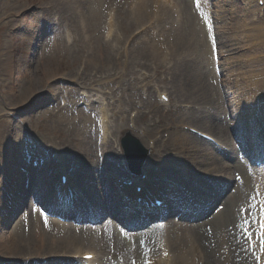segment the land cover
Masks as SVG:
<instances>
[{"label": "rangeland", "instance_id": "374dc122", "mask_svg": "<svg viewBox=\"0 0 264 264\" xmlns=\"http://www.w3.org/2000/svg\"><path fill=\"white\" fill-rule=\"evenodd\" d=\"M50 1L56 0H0V216L4 217L0 234L26 235L41 224L64 225L58 230L59 237L73 236L86 250L98 251L96 264H143L151 251L158 253L154 242L161 227L142 231L138 220L125 214L124 195L115 192L113 178L104 177L109 167L99 155L103 149L100 120L96 100L92 101L98 94L112 121L111 140L124 134L133 113L139 127L135 136L141 137L146 125L149 129L155 125L161 140L171 138L172 133L186 134V146L194 151L187 149L193 167L188 165L190 178L184 188L195 203L178 202L176 192L166 188L170 203L161 209L162 214L139 218L145 221L167 215L171 226L175 222L193 228L191 234L204 249L205 264H224L233 257L238 263L258 264L244 223L253 217L249 210L254 169L238 154V143L228 128L235 112L224 86V69L233 61L248 63L254 56L264 61L263 44L240 38L234 46L238 50L230 46L234 42L227 29L244 24L245 14L249 23L255 16L245 7V0H209L210 11L220 15L211 19L194 0H178L179 7L165 10L153 0L146 6L140 0H85L81 7L68 0L69 9L61 11ZM260 2L263 10L264 0ZM111 12L114 26L108 38ZM161 93L170 100H161ZM10 112L16 116H9ZM219 126L227 127L228 134L221 136ZM188 128L213 135L221 142L220 148L190 134ZM25 129L60 149L66 162L74 165V182L91 174L81 182L84 192L67 213L56 205L51 194L54 183L44 167L22 161ZM140 140L149 143V139ZM114 146L111 141V152ZM5 166L8 175L3 174ZM103 186L108 188L106 195ZM98 187L102 194L96 191ZM235 193L242 198L232 199ZM49 202L57 206L51 210L54 214L47 210ZM183 209L186 212L181 213ZM90 213L106 214L109 220L91 224ZM77 214L79 222L74 219ZM106 231L107 244L99 238V232L105 235ZM170 232L175 241L176 234ZM229 238L235 242L233 249ZM50 253V258L59 255ZM28 256L0 255V264H35Z\"/></svg>", "mask_w": 264, "mask_h": 264}, {"label": "bare ground", "instance_id": "6f19581e", "mask_svg": "<svg viewBox=\"0 0 264 264\" xmlns=\"http://www.w3.org/2000/svg\"><path fill=\"white\" fill-rule=\"evenodd\" d=\"M75 3H77V7H81L85 4V0H74ZM142 3V6H146L148 3L151 2V0H140ZM161 3L163 5L160 7L161 10H165L168 8H175L179 7L178 0H153L154 3ZM229 0H226L225 3H227ZM255 1L258 3L259 0H245L244 5L249 10V12L255 15L252 18V21L249 23L246 14L244 17L246 20H244V24H239L238 27L231 26L228 31H230L232 35V43L230 46L232 47V50H238L237 47H234L237 45V41H239L240 38L243 40H250L251 42H258L260 44H263L264 46V17L261 18L260 14H264V9L260 8V6L257 4L255 5ZM51 2V1H50ZM51 3H56L57 6L60 7L58 10H65L69 9V2L68 0H56ZM220 6L221 4L218 3ZM232 6V5H230ZM71 8V7H70ZM74 10H77L76 7ZM223 10V9H222ZM251 10V11H250ZM223 13L225 10L222 11ZM113 12L109 14L108 16V26H107V37H111L113 33ZM246 13V12H245ZM216 18L220 17V15L215 14ZM264 16V15H263ZM232 18V17H231ZM62 19V16L59 18V21ZM263 19V21H261ZM257 22V24H256ZM148 24V23H147ZM144 25V24H143ZM244 28H241L243 27ZM245 27L247 30H245ZM69 35V33H67ZM85 43V42H83ZM261 50V48L259 47ZM231 50V49H230ZM102 49H100V52ZM229 51V50H228ZM264 55V52L262 53ZM262 55V56H263ZM264 58V57H263ZM231 65L228 68H225L224 71L226 73L225 76H233L232 80H230L226 77L224 86L228 88V97L230 100V107H232V110L235 112L234 119H237V121L242 117V114L245 113L248 116L254 117L255 121L257 119H260L261 112H264V61L261 60L260 56H254L252 61L248 63H241L240 61H233V63H230ZM244 65V66H242ZM245 68V69H244ZM246 84H248L247 89L248 93L245 94V87ZM242 87V89H241ZM242 91V92H241ZM162 94H159L161 96ZM245 96V97H244ZM101 98V97H100ZM100 98L97 99V101L100 103V109L98 111L99 116H101V125L103 128V140L106 141V136L109 134L110 125L108 121V112L103 107V101L100 100ZM195 109V108H193ZM258 111V113H257ZM190 112V111H189ZM253 113L255 116H253ZM257 132L260 128V123L257 120ZM256 124H248V123H238V127L242 128L245 132L248 133V135L251 137V141L253 140V137L257 133H253V129L256 127ZM223 129H222V128ZM219 126L220 128V135L225 136L227 135V127L224 128L223 126ZM149 126L146 125L145 128H143V135L144 137L148 138L149 140L154 141V145L150 148L153 152L157 151L156 144L160 142V139L157 137L158 131H155V128L148 129ZM230 129V127L228 126ZM264 128V125H263ZM127 129V128H126ZM231 132V130H230ZM259 136H264L263 133H259ZM210 135V134H209ZM176 136V137H175ZM211 136V135H210ZM184 137H188L186 134H178V133H172V139L169 143L166 144V146L163 148V152L166 151L168 146L173 147L172 151L173 154L177 159L183 157V159H187L185 156V153L187 151L183 147L186 145V139ZM261 141L264 143V139L262 138ZM149 148V145H148ZM171 155V156H174ZM152 160H156V158L151 157ZM260 158V157H259ZM160 161V160H159ZM159 162H156L158 164ZM190 167L188 165H183L182 168H179L181 175L179 176L177 172L171 170L174 175H165L161 174L158 177H160L161 181L158 183L160 187V191L165 194V187L169 182V180H174L180 183V186L184 185L186 182V178L190 175L189 171ZM176 177V178H174ZM252 179L255 180V188L257 187L258 193L253 194L254 199L251 198V209L248 210L252 212L254 215L253 220H250L248 223L251 227L249 229L252 231V238H255V234L257 229L261 228V222H264V166L260 167H254V175L252 176ZM74 188L73 183L70 181L67 185V188ZM101 187H98L96 189L97 192L102 194L100 191ZM176 191V190H173ZM239 192V191H238ZM255 192V189H254ZM237 193V192H236ZM234 197L242 198L240 196L241 194L238 193ZM129 200H131V197L129 195H126ZM0 206V213L3 211L1 210ZM4 217L0 216V222L2 221ZM171 222V221H170ZM169 223V222H167ZM52 224L49 226L44 225H38L36 228L32 229L30 233L23 234V235H11L9 237L4 236L3 234H0V255L4 256H17L19 254L25 253L29 255L27 258L29 260H34L35 264L39 263V260L41 258H44L43 260H46L45 262L48 264H96L99 260L98 251L94 250H86L85 245L79 241L78 239L74 238L73 236H67V237H59V231L62 229L61 227H65L62 225L61 227L58 226V228L52 227ZM247 225V224H246ZM172 227V228H171ZM68 230L67 228H65ZM102 228H98V231H101ZM107 229V228H105ZM191 229L189 227H183V225H179V223L172 222V226H168L167 229H164L160 232L159 236L155 239V247L158 246L159 254L151 253L149 254L148 258L151 259V257L154 258V264H199L201 261H203V264L206 263V255L204 253V249L200 246L201 244L193 237L191 234ZM86 230L94 231L96 229L87 228ZM170 230H173V234H176V239L173 241L170 239ZM58 233H56V232ZM1 233V232H0ZM100 234V241L104 242L105 244L109 243V240L106 239V237H109V232L106 231L105 235L103 232H99ZM221 234H224L221 233ZM249 237V236H248ZM248 237H246L248 239ZM230 242V247L233 249L232 245H234V240H231L229 238L228 240ZM221 246L222 243L219 242ZM227 245V244H226ZM228 247V246H226ZM254 251H256L259 257H261V262L264 264V253L260 252L259 249V243L253 246ZM50 252H56L59 255H53L57 256L54 258L48 257L51 253ZM165 252L167 255H165ZM47 253V254H45ZM49 253V254H48ZM86 254H93L94 257L90 261H85L82 257V255ZM73 255L75 259H73ZM52 256V255H50ZM230 258V255H227ZM242 257V256H241ZM122 258L125 260V254L122 253ZM237 257L230 258L229 261H225L224 264H245V263H238L235 259ZM53 259H57L56 262L53 263ZM52 260V263L50 262ZM64 261L65 263H62ZM242 261L244 262V259L242 258ZM257 262V259H256ZM40 264H43L40 263Z\"/></svg>", "mask_w": 264, "mask_h": 264}, {"label": "water", "instance_id": "95a60500", "mask_svg": "<svg viewBox=\"0 0 264 264\" xmlns=\"http://www.w3.org/2000/svg\"><path fill=\"white\" fill-rule=\"evenodd\" d=\"M122 146L125 150L130 166L136 167L138 168V170H141L142 166L145 163L146 151L143 150L139 143L134 140L129 134L123 139Z\"/></svg>", "mask_w": 264, "mask_h": 264}, {"label": "snow or ice", "instance_id": "6c2138e0", "mask_svg": "<svg viewBox=\"0 0 264 264\" xmlns=\"http://www.w3.org/2000/svg\"><path fill=\"white\" fill-rule=\"evenodd\" d=\"M247 211V210H245ZM245 224H248V221H245L244 222ZM261 228H262V231H261V237H260V240H261V252H264V222L261 223ZM245 233L249 236V238L251 239L252 237V233L250 232L249 229H245ZM165 255H167V253L165 252ZM146 264H152V261H147Z\"/></svg>", "mask_w": 264, "mask_h": 264}]
</instances>
